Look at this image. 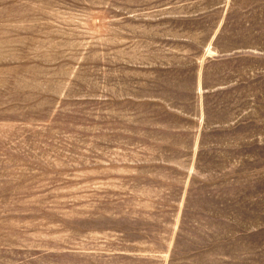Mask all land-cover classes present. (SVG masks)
Masks as SVG:
<instances>
[{
  "label": "rangeland",
  "instance_id": "1",
  "mask_svg": "<svg viewBox=\"0 0 264 264\" xmlns=\"http://www.w3.org/2000/svg\"><path fill=\"white\" fill-rule=\"evenodd\" d=\"M0 264H264V0H0Z\"/></svg>",
  "mask_w": 264,
  "mask_h": 264
}]
</instances>
